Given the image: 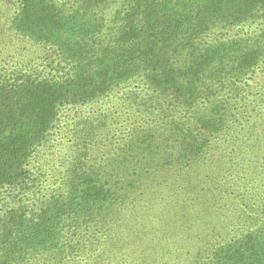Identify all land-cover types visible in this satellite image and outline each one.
<instances>
[{"label": "trees", "instance_id": "obj_1", "mask_svg": "<svg viewBox=\"0 0 264 264\" xmlns=\"http://www.w3.org/2000/svg\"><path fill=\"white\" fill-rule=\"evenodd\" d=\"M256 19L253 37L205 39ZM11 27L59 57L43 76L0 70V264H264V195L235 209L228 193L257 192L241 163L253 148L226 155L234 97L264 57V0H20ZM132 82L154 118L34 192L29 164L61 108Z\"/></svg>", "mask_w": 264, "mask_h": 264}, {"label": "rangeland", "instance_id": "obj_2", "mask_svg": "<svg viewBox=\"0 0 264 264\" xmlns=\"http://www.w3.org/2000/svg\"><path fill=\"white\" fill-rule=\"evenodd\" d=\"M19 2L20 0H0V70L22 67L23 70L39 76L46 75L53 71L54 63L59 56L49 45L34 42L27 37H20L14 32L11 19ZM260 28V19H256L228 29L215 30L205 39L253 37L260 31ZM242 82L241 95L234 97L237 122L229 131L227 140H230L235 131L240 129V133L232 139L234 143L230 142L234 145L227 147L226 155L231 157L233 162H237L240 161L238 158L240 149L253 148L252 154L245 155L247 162L241 163L247 170L246 188L254 186L257 192H228L232 194L229 200L233 202L235 209L244 200L246 203H251L256 200L255 197L264 195V153L261 154L256 151L257 147H253L256 146L255 143L264 147V57ZM140 86L139 82H132L123 90L115 89L105 98H99L84 105L61 108L56 126L52 129L48 140L38 147L29 164L31 172L38 179L32 186L34 192L42 194L50 188H60L65 168L75 152L89 147L90 159L105 156L122 137H126L133 126L146 125L151 121L154 118L152 113L137 110L143 107L140 103L142 99L137 101L126 92L129 88ZM142 93L141 91L140 94ZM83 124L86 125L88 131L84 141H82ZM243 139L246 146L239 147L238 144L242 143ZM230 148H232L231 152ZM101 150L104 152L102 153ZM41 174L43 176H40ZM237 184L242 186L241 182ZM193 193L198 195L202 192ZM240 194H243V197ZM4 204L0 203V213L6 208ZM227 207L231 206L227 205Z\"/></svg>", "mask_w": 264, "mask_h": 264}]
</instances>
